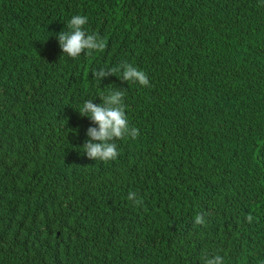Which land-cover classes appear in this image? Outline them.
I'll return each mask as SVG.
<instances>
[{
    "label": "trees",
    "instance_id": "1",
    "mask_svg": "<svg viewBox=\"0 0 264 264\" xmlns=\"http://www.w3.org/2000/svg\"><path fill=\"white\" fill-rule=\"evenodd\" d=\"M74 15L103 51L62 52ZM117 91L118 157L90 159L80 110ZM217 257L264 264V0H0V264Z\"/></svg>",
    "mask_w": 264,
    "mask_h": 264
},
{
    "label": "clouds",
    "instance_id": "2",
    "mask_svg": "<svg viewBox=\"0 0 264 264\" xmlns=\"http://www.w3.org/2000/svg\"><path fill=\"white\" fill-rule=\"evenodd\" d=\"M88 18L86 16L74 15L68 22V31H61L58 34L59 46L64 54L69 57L76 58L84 50L103 51L106 48V41L96 43L93 35L86 36L83 26L86 25ZM113 73H118V69H112ZM103 74V73H102ZM123 79L126 81H137L140 85L148 86L147 75L143 70H137L135 67L127 66L123 73ZM124 92H114L104 98V104H93L90 100L85 101L80 110L81 116H90L91 120L98 125L97 127H89L87 136L91 139L83 145L84 152L87 157L93 160L112 161L118 157L116 144L110 143L113 138L122 140L128 131V117L125 115V106L121 103ZM139 133L133 130V139H136ZM92 141H98L93 143ZM131 200V195H129ZM137 205L143 204L142 200L136 202ZM249 223L252 222L253 216L247 215ZM197 224L203 222L202 217L197 214L195 216ZM220 257L216 258V262L208 261V264H218Z\"/></svg>",
    "mask_w": 264,
    "mask_h": 264
}]
</instances>
